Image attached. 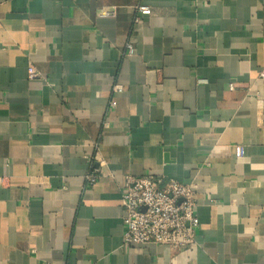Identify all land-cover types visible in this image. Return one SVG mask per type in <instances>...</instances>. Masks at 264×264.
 <instances>
[{
  "label": "crops",
  "instance_id": "crops-1",
  "mask_svg": "<svg viewBox=\"0 0 264 264\" xmlns=\"http://www.w3.org/2000/svg\"><path fill=\"white\" fill-rule=\"evenodd\" d=\"M263 66L264 0H0V264H264ZM146 174L196 245L123 244Z\"/></svg>",
  "mask_w": 264,
  "mask_h": 264
},
{
  "label": "built area",
  "instance_id": "built-area-1",
  "mask_svg": "<svg viewBox=\"0 0 264 264\" xmlns=\"http://www.w3.org/2000/svg\"><path fill=\"white\" fill-rule=\"evenodd\" d=\"M137 12L149 15L150 9L138 6ZM106 12L103 15H110ZM137 18L135 19V21ZM127 54L133 49L126 46ZM37 77L33 67H28V78ZM264 79V66L259 72ZM229 85V89H232ZM113 105V103H111ZM236 158L243 156L241 146L234 147ZM99 175L90 172L84 176L86 187L96 183ZM192 184L151 174L128 176L121 195L124 225L123 244L164 246L172 251L196 245L198 220L194 213L195 192Z\"/></svg>",
  "mask_w": 264,
  "mask_h": 264
}]
</instances>
